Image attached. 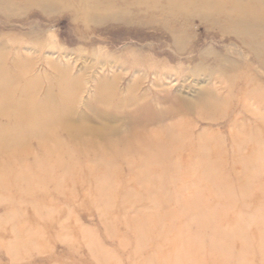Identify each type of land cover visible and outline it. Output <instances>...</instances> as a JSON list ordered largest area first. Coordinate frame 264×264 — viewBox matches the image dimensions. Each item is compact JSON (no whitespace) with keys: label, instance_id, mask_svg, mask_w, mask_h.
<instances>
[{"label":"rangeland","instance_id":"374dc122","mask_svg":"<svg viewBox=\"0 0 264 264\" xmlns=\"http://www.w3.org/2000/svg\"><path fill=\"white\" fill-rule=\"evenodd\" d=\"M0 72V264H264V0H0Z\"/></svg>","mask_w":264,"mask_h":264},{"label":"bare ground","instance_id":"6f19581e","mask_svg":"<svg viewBox=\"0 0 264 264\" xmlns=\"http://www.w3.org/2000/svg\"><path fill=\"white\" fill-rule=\"evenodd\" d=\"M98 1H100V0H97V2ZM101 1H104V2H107V3H115V1L116 0H101ZM195 4V3H194ZM253 15H255V14H253ZM252 15V16H253ZM178 16V15H177ZM182 16V15H181ZM179 17V16H178ZM256 19H257V17H256ZM259 19H261L262 20V18H260L259 17ZM6 75V73H4V72H0V87H5V88H8V86H7V84H6V82H5V80H4V76ZM9 75V74H8ZM8 75H7V77H8ZM63 96V95H62ZM6 98H8V97H6ZM45 98V97H44ZM68 99V98H67ZM50 100V99H49ZM47 101V100H46ZM34 102V101H33ZM41 102V101H40ZM53 105V104H52ZM51 105V106H52ZM18 112L20 113V114H24V115H26V116H28V117H30V118H32V119H34L35 117H37L38 116V114H45V110L43 109V110H41V109H37L36 107H35V105L34 104H32V102L30 101V100H28V99H26L24 102H22V103H20L19 104V106H18ZM68 114V113H67ZM81 118V117H80ZM79 118V119H80ZM61 120V119H60ZM68 121H69V119H68ZM90 127V126H89ZM81 130V129H80ZM89 130V129H88ZM89 132V131H88ZM93 132V131H92ZM96 132V131H95Z\"/></svg>","mask_w":264,"mask_h":264}]
</instances>
